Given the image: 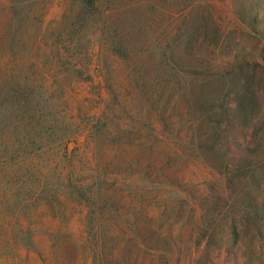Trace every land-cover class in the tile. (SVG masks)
I'll list each match as a JSON object with an SVG mask.
<instances>
[{
    "label": "rangeland",
    "instance_id": "rangeland-1",
    "mask_svg": "<svg viewBox=\"0 0 264 264\" xmlns=\"http://www.w3.org/2000/svg\"><path fill=\"white\" fill-rule=\"evenodd\" d=\"M59 2L31 13L40 54L17 67L0 0V264H264V0H101L71 48ZM242 85L253 128L223 132L215 170L201 136Z\"/></svg>",
    "mask_w": 264,
    "mask_h": 264
},
{
    "label": "trees",
    "instance_id": "trees-1",
    "mask_svg": "<svg viewBox=\"0 0 264 264\" xmlns=\"http://www.w3.org/2000/svg\"><path fill=\"white\" fill-rule=\"evenodd\" d=\"M11 3L8 6L12 13H14V16H12L8 21L6 22V27L3 31V40L1 43V48L5 51V59L6 63L9 62L12 63L14 66H19L20 64H24L26 62H30L31 65H34L37 62V59L40 54V50L37 45V41L34 38V33L32 32L31 26H29L31 13L34 11V9L41 5L45 4L48 1L53 0H10ZM68 0H60V4L67 2ZM72 11L76 13L75 18H77L79 24L78 29L81 30L79 35L76 37L75 31H73L70 35L72 39L69 38L68 45L71 47L76 46L77 41L79 40V37L83 36L86 33L87 27H90L94 21L99 17L100 9H101V0H70ZM145 1H141L139 3H135V5L131 6L132 12L137 13L139 12L140 8H143L141 5H143ZM141 4V5H140ZM150 11L153 13H161L165 15L166 13L164 11H159L161 6L158 8L154 5L147 6ZM77 10V11H76ZM170 15V14H169ZM102 16L105 18L106 13H103ZM150 25L148 26V28ZM250 28H253V24H249ZM3 28V27H2ZM85 28V29H84ZM134 24H131V29L136 30L137 27L134 29ZM177 29V25L168 24L165 32L171 33ZM70 33V32H69ZM76 38V39H75ZM124 43V42H123ZM122 44V42H120ZM169 43H167L166 46H168ZM174 43H172L167 49L164 50V52L168 55L174 54L175 47ZM25 89L27 87L23 86ZM29 89V88H28ZM27 89V90H28ZM246 85H242L238 88L237 91L233 93L234 95V103L232 106V110H234L238 116L236 118L232 119L229 115L226 114L225 109L223 106H221L218 109V115L217 118H214L207 124V130H205L202 133L201 139L203 140V143L208 144L209 146H205V162L208 163L211 162V167L215 170L221 171L222 167H227V154L226 151L222 149V142L224 140H227V136H232V138L241 137L244 139L245 137V131L247 129L253 128V123L248 117L249 112L252 109V101L251 99L248 100L247 97L248 94L246 93ZM33 93H30L26 95L27 99L25 100L26 104L24 105L26 114H28L30 111H32V114L36 111L35 106L37 107L38 103L34 101L33 99L29 97V95H32ZM31 101L32 103L27 102ZM229 112V111H228ZM21 121H24V118H21ZM221 126L224 128L221 131ZM226 130V137H223V132ZM257 138V136L254 134V139ZM238 149H242V152L245 157H253L255 156L254 152H250L245 147L241 148L239 146ZM239 171H237L238 173ZM31 242H32V236L30 235Z\"/></svg>",
    "mask_w": 264,
    "mask_h": 264
}]
</instances>
